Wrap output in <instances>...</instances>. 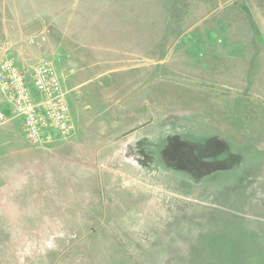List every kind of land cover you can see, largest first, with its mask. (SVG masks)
<instances>
[{
    "label": "rangeland",
    "instance_id": "1",
    "mask_svg": "<svg viewBox=\"0 0 264 264\" xmlns=\"http://www.w3.org/2000/svg\"><path fill=\"white\" fill-rule=\"evenodd\" d=\"M134 2L109 67L49 58L77 142L0 264H264V0Z\"/></svg>",
    "mask_w": 264,
    "mask_h": 264
},
{
    "label": "crops",
    "instance_id": "2",
    "mask_svg": "<svg viewBox=\"0 0 264 264\" xmlns=\"http://www.w3.org/2000/svg\"><path fill=\"white\" fill-rule=\"evenodd\" d=\"M134 4V0H0V52L8 51L27 76L31 71L25 69L34 68L43 57L51 58L58 68L61 53L66 73L63 78H70V84H80L81 73H73L71 68L113 64L117 49L112 47V36L118 33L121 19L135 17ZM139 11L140 15L152 14L144 8ZM99 41L102 48L96 47ZM73 106L69 101L73 125L70 134L52 132L50 139H43L36 146L27 142L21 117H10L0 126V244H6L8 227L22 228L16 215L34 211V203L40 201L39 193L44 201L48 188L54 187L48 185L47 179L55 180L61 168L58 166L69 161L63 155H49L47 150H69L75 146L77 140L72 138L78 124ZM0 109L9 115L1 93Z\"/></svg>",
    "mask_w": 264,
    "mask_h": 264
},
{
    "label": "built area",
    "instance_id": "3",
    "mask_svg": "<svg viewBox=\"0 0 264 264\" xmlns=\"http://www.w3.org/2000/svg\"><path fill=\"white\" fill-rule=\"evenodd\" d=\"M66 92L49 58H41L27 76L6 50L0 52V93L9 110L7 115L0 109V126L10 117H21L30 145L50 139L52 132L66 135L73 129Z\"/></svg>",
    "mask_w": 264,
    "mask_h": 264
},
{
    "label": "trees",
    "instance_id": "4",
    "mask_svg": "<svg viewBox=\"0 0 264 264\" xmlns=\"http://www.w3.org/2000/svg\"><path fill=\"white\" fill-rule=\"evenodd\" d=\"M180 1V0H165V9L167 11V17H168V20H170L172 17H174L175 19V22L176 20H180L182 17L181 15V11L184 10V7H178V9L175 8L174 5H176V3ZM181 9V10H180ZM180 11V12H179ZM179 12V13H178ZM169 27V26H168ZM168 27L166 28V30L169 31Z\"/></svg>",
    "mask_w": 264,
    "mask_h": 264
}]
</instances>
